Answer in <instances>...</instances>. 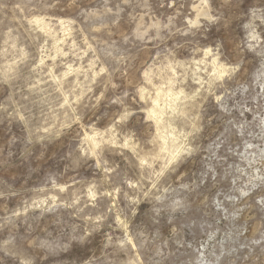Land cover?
<instances>
[{
	"label": "rangeland",
	"instance_id": "1",
	"mask_svg": "<svg viewBox=\"0 0 264 264\" xmlns=\"http://www.w3.org/2000/svg\"><path fill=\"white\" fill-rule=\"evenodd\" d=\"M0 264H264V0H0Z\"/></svg>",
	"mask_w": 264,
	"mask_h": 264
},
{
	"label": "bare ground",
	"instance_id": "2",
	"mask_svg": "<svg viewBox=\"0 0 264 264\" xmlns=\"http://www.w3.org/2000/svg\"><path fill=\"white\" fill-rule=\"evenodd\" d=\"M156 96H157V95H156ZM154 101H155V100H154ZM154 101H153V102H154ZM158 104H159V103H158ZM157 107H158V105H157ZM165 108H166V107H165ZM157 111H158V110H157ZM153 112H154V111H153ZM158 112H159V111H158ZM157 114H158V113H157ZM161 139L163 140V138H161ZM92 140H93V139H92ZM94 140H95V139H94ZM175 140H176V139H175ZM175 140H174V141H175ZM159 141H160V140H159ZM176 143H178V142H176ZM95 144H96V143H95ZM159 145H160V144H159ZM168 145H169V143H168ZM164 146H166V145L164 144ZM160 147H161V146H160ZM173 147H174V146H173ZM166 148H168V147H166ZM174 148H175V147H174ZM169 149H170V148H169ZM172 149H173V148H172ZM165 150H166V149H165Z\"/></svg>",
	"mask_w": 264,
	"mask_h": 264
}]
</instances>
